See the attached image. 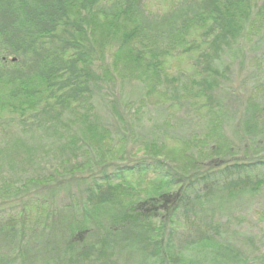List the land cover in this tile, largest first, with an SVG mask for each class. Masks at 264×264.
<instances>
[{"label":"trees","instance_id":"obj_1","mask_svg":"<svg viewBox=\"0 0 264 264\" xmlns=\"http://www.w3.org/2000/svg\"><path fill=\"white\" fill-rule=\"evenodd\" d=\"M262 222L264 0H0V264H264Z\"/></svg>","mask_w":264,"mask_h":264},{"label":"rangeland","instance_id":"obj_2","mask_svg":"<svg viewBox=\"0 0 264 264\" xmlns=\"http://www.w3.org/2000/svg\"><path fill=\"white\" fill-rule=\"evenodd\" d=\"M178 0H145L146 7L152 11H165L173 6V4ZM194 33L188 37L186 44L180 47L175 52L170 53L163 59V66L168 74H176L180 71L186 73L187 75L193 76L194 66L193 61L196 58L198 52L205 47V43L200 37V30L193 31ZM190 45H194L191 47ZM188 47H191L188 49ZM204 109H200L199 112L193 113V125L194 129L201 130L206 129L210 124L204 118ZM180 145L177 142H169L168 151L171 152L172 157L178 152ZM263 220V218H262ZM262 228L264 227L263 222L260 224ZM259 225V226H260Z\"/></svg>","mask_w":264,"mask_h":264}]
</instances>
